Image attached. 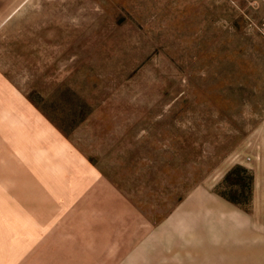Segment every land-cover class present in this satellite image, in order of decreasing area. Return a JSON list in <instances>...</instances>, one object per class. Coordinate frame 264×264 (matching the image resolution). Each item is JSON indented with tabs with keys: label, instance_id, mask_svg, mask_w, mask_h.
<instances>
[{
	"label": "rangeland",
	"instance_id": "374dc122",
	"mask_svg": "<svg viewBox=\"0 0 264 264\" xmlns=\"http://www.w3.org/2000/svg\"><path fill=\"white\" fill-rule=\"evenodd\" d=\"M22 15L0 61L65 138L49 139L65 208L50 258L264 264V0H29ZM72 90L91 110L64 132Z\"/></svg>",
	"mask_w": 264,
	"mask_h": 264
},
{
	"label": "crops",
	"instance_id": "0c3cea01",
	"mask_svg": "<svg viewBox=\"0 0 264 264\" xmlns=\"http://www.w3.org/2000/svg\"><path fill=\"white\" fill-rule=\"evenodd\" d=\"M28 1L0 0V38L21 39L22 9ZM8 23H14L10 30ZM20 46L21 41L19 51ZM10 47V53L17 52L16 45ZM10 63L0 61V264H57L46 247L55 245L54 230H63L65 208L55 212L51 196L56 155L49 139L54 141L56 132L64 137Z\"/></svg>",
	"mask_w": 264,
	"mask_h": 264
},
{
	"label": "trees",
	"instance_id": "16d2710c",
	"mask_svg": "<svg viewBox=\"0 0 264 264\" xmlns=\"http://www.w3.org/2000/svg\"><path fill=\"white\" fill-rule=\"evenodd\" d=\"M72 91L73 99L68 102L65 111L63 113L60 112L57 119H55L58 126L64 132L68 131L67 127H69L70 125L69 120H72V123L77 124L83 121L91 110L90 103H88L82 96H80L77 90ZM52 119L54 118L52 117Z\"/></svg>",
	"mask_w": 264,
	"mask_h": 264
}]
</instances>
